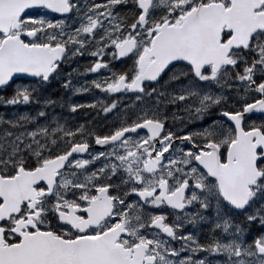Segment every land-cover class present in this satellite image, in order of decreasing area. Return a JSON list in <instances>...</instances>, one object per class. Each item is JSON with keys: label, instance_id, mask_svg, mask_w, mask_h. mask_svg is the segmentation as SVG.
Returning <instances> with one entry per match:
<instances>
[{"label": "snow or ice", "instance_id": "1", "mask_svg": "<svg viewBox=\"0 0 264 264\" xmlns=\"http://www.w3.org/2000/svg\"><path fill=\"white\" fill-rule=\"evenodd\" d=\"M0 106V264H264V0H0Z\"/></svg>", "mask_w": 264, "mask_h": 264}, {"label": "flooded vegetation", "instance_id": "2", "mask_svg": "<svg viewBox=\"0 0 264 264\" xmlns=\"http://www.w3.org/2000/svg\"><path fill=\"white\" fill-rule=\"evenodd\" d=\"M90 63H91V60H90ZM89 63V64H90ZM2 109V106H0V110ZM82 112H84V113H88V114H94L96 111L95 110H85V111H82ZM101 114L105 117V118H107L108 117V115L107 114H104V113H102L101 112ZM81 116H83V115H81ZM80 115H79V117H81ZM253 118H257V117H253ZM93 126H95V125H93ZM97 127V126H96ZM99 128V127H98Z\"/></svg>", "mask_w": 264, "mask_h": 264}, {"label": "rangeland", "instance_id": "3", "mask_svg": "<svg viewBox=\"0 0 264 264\" xmlns=\"http://www.w3.org/2000/svg\"><path fill=\"white\" fill-rule=\"evenodd\" d=\"M5 111H10V110H6L5 108L2 107V109L0 110V113H3Z\"/></svg>", "mask_w": 264, "mask_h": 264}]
</instances>
